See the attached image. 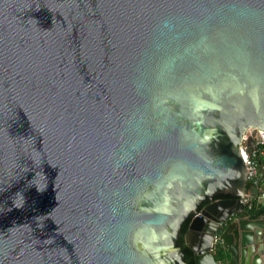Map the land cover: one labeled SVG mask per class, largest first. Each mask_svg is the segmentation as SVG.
<instances>
[{
  "label": "water",
  "instance_id": "water-1",
  "mask_svg": "<svg viewBox=\"0 0 264 264\" xmlns=\"http://www.w3.org/2000/svg\"><path fill=\"white\" fill-rule=\"evenodd\" d=\"M248 129L264 0H0V264H264Z\"/></svg>",
  "mask_w": 264,
  "mask_h": 264
},
{
  "label": "built area",
  "instance_id": "built-area-1",
  "mask_svg": "<svg viewBox=\"0 0 264 264\" xmlns=\"http://www.w3.org/2000/svg\"><path fill=\"white\" fill-rule=\"evenodd\" d=\"M250 137L252 145H249ZM238 150L247 170L246 182L258 189L254 198L257 203L264 205V131L246 130L239 142ZM246 197H249V193H246ZM247 207L250 208V204Z\"/></svg>",
  "mask_w": 264,
  "mask_h": 264
},
{
  "label": "trees",
  "instance_id": "trees-1",
  "mask_svg": "<svg viewBox=\"0 0 264 264\" xmlns=\"http://www.w3.org/2000/svg\"><path fill=\"white\" fill-rule=\"evenodd\" d=\"M250 188H251V185L248 182H246V185H245L246 193L250 192ZM229 197L230 196L228 195H217L216 197H214V199L217 200V199H224V198H229ZM206 203L207 202H205V204ZM263 214H264V205H260L259 203L256 202L255 198H253V200L250 203V208L246 207L244 212L240 214L239 216L256 219ZM190 220H191V216H189V218L182 223L180 232L178 234L181 251L184 254V260L186 264H194L193 252L189 247L186 246L185 240H184V236L188 230ZM213 253L217 261H220L221 263L226 264L228 260V254L223 247L216 246Z\"/></svg>",
  "mask_w": 264,
  "mask_h": 264
},
{
  "label": "flooded vegetation",
  "instance_id": "flooded-vegetation-1",
  "mask_svg": "<svg viewBox=\"0 0 264 264\" xmlns=\"http://www.w3.org/2000/svg\"><path fill=\"white\" fill-rule=\"evenodd\" d=\"M215 200V199H214ZM207 204V203H206ZM236 218H239L238 216H231L229 219H227L226 220V223H225V227L230 223V222H232L233 220H235ZM183 256H184V254H183Z\"/></svg>",
  "mask_w": 264,
  "mask_h": 264
}]
</instances>
